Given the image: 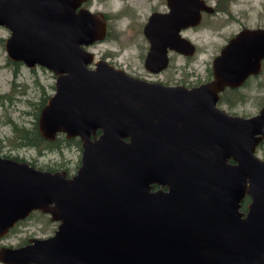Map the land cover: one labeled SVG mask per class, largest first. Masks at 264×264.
<instances>
[{
    "label": "water",
    "instance_id": "1",
    "mask_svg": "<svg viewBox=\"0 0 264 264\" xmlns=\"http://www.w3.org/2000/svg\"><path fill=\"white\" fill-rule=\"evenodd\" d=\"M83 1L0 0L8 58L56 76L37 119L40 134L81 142L70 177L0 156V236L36 210L60 222L49 238L1 248L0 262L264 264V160L256 153L264 107L248 118L215 108L219 89L258 71L264 29L240 32L221 49L212 83L165 86L105 61L89 67L83 46L106 29ZM167 2L164 25L153 12L144 26L148 61L162 56L164 68L168 49L193 53L180 31L212 11L203 0Z\"/></svg>",
    "mask_w": 264,
    "mask_h": 264
},
{
    "label": "rangeland",
    "instance_id": "2",
    "mask_svg": "<svg viewBox=\"0 0 264 264\" xmlns=\"http://www.w3.org/2000/svg\"><path fill=\"white\" fill-rule=\"evenodd\" d=\"M214 1L210 0L211 3ZM236 3L237 13L245 8L249 11L251 21L257 13H261L264 22V0H237ZM89 7L103 16L107 21L108 29L107 34L100 41L88 48L94 53V57L110 56L111 61L119 65L125 62L136 70L144 71L142 46L145 40L142 26L151 12L161 9L160 0H90ZM235 28L236 25H227L224 13L212 17L207 16L202 26L187 34L196 45L195 56L191 59L181 57L173 59L164 72V78H176L177 67L180 71L185 70V72L190 71L196 75H203L205 68L211 66L212 57L225 43L231 29ZM7 36L9 32L0 27V38ZM15 69L16 66L10 64L7 58L4 42L0 41V95L11 96L10 100L5 97L4 103L0 105V156L33 162L36 167L42 169L58 168L62 165V168L73 170L81 154V150L75 146H63L59 151H48L17 147L11 140L13 137L12 123L31 127L40 98L53 93L51 85H54L55 81L51 72L41 67L30 69L22 64L16 70V75L14 74ZM13 83L16 85L15 89ZM259 109L260 106L256 101H247L232 107L231 111L241 115H250L257 113ZM263 154L264 147L263 150L257 151V155L262 159ZM26 225H28L26 222L16 225L11 234L0 237V246L17 245L35 236L34 234L38 235L42 232L32 227L26 229ZM28 230H32L31 233Z\"/></svg>",
    "mask_w": 264,
    "mask_h": 264
},
{
    "label": "flooded vegetation",
    "instance_id": "3",
    "mask_svg": "<svg viewBox=\"0 0 264 264\" xmlns=\"http://www.w3.org/2000/svg\"><path fill=\"white\" fill-rule=\"evenodd\" d=\"M203 1L207 6L211 7L212 11H210V12L201 11L200 22L196 26L187 27V28L182 29L180 31V35L182 37L188 39L192 43V45L194 46V51L191 55H184V54H181V53H178L176 51L168 49V51H167L168 64L165 68H164V60L162 61V56L159 60L151 59L148 61V54L151 51L152 46H151L149 39L144 35V26L147 24L148 18L150 16V14L153 12H160L163 15V25H164V13L168 12V10H169L168 6H167V4H168L167 0H160L161 9L160 10H154L153 12H151L149 14V16L147 17L145 23L142 26L143 38L145 40V42L142 46V49H143V56H142L143 60H142V62H143L144 71L136 70L125 62L124 63L122 62L119 65V64H117V62L111 61L112 57H110V56H102V57L95 58L94 53L91 52L90 50H88L89 47L94 46V44H96V42L100 41L105 36V34H107L108 29H107V21L106 20H105V29L106 30H105L104 36L100 40L94 41L93 43H91L87 46H83V48L87 52L92 54V57H93L89 67L94 68L95 62H97V61H105V62L109 63L110 65H112L114 68L124 71L129 76H132V77H135V78H138V79L150 82V83H159V84L165 85V86H182V87H185L187 89L197 88V87H200L201 85L212 83L215 80L213 69H212V62H213V59L220 53L221 49L226 44H228L230 42V40H232L240 32L248 31V30L254 31V30H258V29H264V22L262 20L263 14H261V13H257L256 16H254L253 21L250 20L251 17L249 15V11H247L245 8H243L245 10L242 9V10H240L241 11L240 13H237V3H236L237 0H227V5L224 9L222 6V5H224L223 0H215L213 3H211L210 0H203ZM89 4H90V0H84L81 7H84L86 9L90 10L92 13H98V12L92 11L89 7ZM164 6H165V9H164ZM220 13L225 14L227 25H230V26L236 25V28L231 29L232 31L227 36L225 43L220 46L218 53L212 57L211 66H208L207 68H205V73L203 75H196L190 71L189 72L188 71L185 72V70L180 71V68L177 67L176 68L177 69L176 78H164V72L167 70L170 62L173 59H175L177 57L191 59L195 56L197 48H196V45L187 36L189 31H192L193 29H197L198 27L202 26L204 23V20L206 19L207 16L212 17V16L219 15ZM104 16H105V18H107V16L105 14H104ZM1 28H5V27H1ZM5 29L9 32V30L7 28H5ZM9 35H10V32H9ZM8 37L9 36H7L6 38H8ZM6 38H2L3 42H4V48H5V39ZM5 52H6V50H5ZM163 57H164V52H163ZM7 58H8V56H7ZM8 60H10V59L8 58ZM10 61H12V60H10ZM12 62H20V61H12ZM20 63L23 64L22 62H20ZM35 67H41V66L36 65L33 68H35ZM41 68H44V67H41ZM30 69H32V68H30ZM44 69H46V68H44ZM180 72H182V73H180ZM51 74L54 76V78H56V76L52 72H51ZM193 76H194V78H193ZM217 96L218 97L215 101V108H216V110L219 111L218 113L221 114L222 116L226 115L229 117L238 116L241 118H248V117H252V116L257 115L259 113V111L264 107V58H262L260 60V67H259L258 71L248 74V76L238 85H235V86L224 85L221 89H219ZM247 101H256L257 102V104L260 106V109L258 110L257 113L250 114V115H241V114H237V113H234L231 111L232 107H234L238 104H242V103L244 104ZM257 151H256V153H257ZM80 157H81V154H80ZM229 162H232V160H229ZM79 165H80V159H79ZM79 165L74 170H70L69 168H61L58 170H60V171L63 170L66 173V175L68 177H70L76 173ZM58 170H56V171H58ZM24 222L28 223V225H26V229H28L27 227H32L33 229H36V230L42 231V232L38 235L33 233L35 236L27 238L25 241H23L20 244L4 245V246H0V249L5 248V247H9V248L21 247V246H25V245L29 244L31 242V240H33V239L49 238L52 235H54V233L56 232L58 225L60 223L59 221L52 220L51 216L49 214L36 210V211H33V213L31 212L25 219L17 221L14 224V226L8 230L7 233H5L3 236H0V237H4L6 235L11 234L12 230L16 227V225L22 224ZM48 225H50V226L48 227ZM31 231L32 230H28V232H30V233H31ZM0 264H2V263L0 262Z\"/></svg>",
    "mask_w": 264,
    "mask_h": 264
},
{
    "label": "trees",
    "instance_id": "4",
    "mask_svg": "<svg viewBox=\"0 0 264 264\" xmlns=\"http://www.w3.org/2000/svg\"><path fill=\"white\" fill-rule=\"evenodd\" d=\"M223 3H224V5H222V6L224 9L227 5V0H223ZM0 41H1V43H3L2 38H0ZM9 62H10V64H13L14 66H16V69L14 71V74L16 75V70H18L19 66H21L22 64L20 62H12L10 60H9ZM15 86H16L15 83H13L14 89H15ZM51 88L54 91V85H51ZM49 96L50 95H47V96L43 95L40 98V101H39L38 106H37V112L34 115L35 120H34L33 124L31 125V127L27 128V127L18 126L17 124L12 123V136L13 137L11 140L15 143V145L17 147H28V148L30 147V148L45 149L48 151H59L62 149L63 146H71L72 145V146H75L76 148H78L79 150H81V142H80L78 137L67 138L64 133L60 132V133H57L54 136V138L46 139V138L42 137V135L40 134L38 127H37V119H38L39 112H40L41 108L46 104ZM5 97L8 98L9 100L11 99V96H9L7 94L0 95V105H2L4 103ZM99 134H100V131L97 130V135H99ZM263 147H264V140H263V142L258 144L257 150L261 151V150H263ZM3 157H7V156H3ZM13 159L18 160V161H24V160L18 159V158H13ZM28 163L30 165H33L34 167H36V165L33 162H28ZM78 165H79V161L76 164V166L74 167V169L77 168ZM60 166L61 167H58V168H46V169H42L40 167H36V168L54 172L58 169H61L62 165H60ZM156 188H158V186L154 185L153 189H156ZM249 202H250L249 196H245V198L241 202L240 210L246 211V207L249 204Z\"/></svg>",
    "mask_w": 264,
    "mask_h": 264
}]
</instances>
